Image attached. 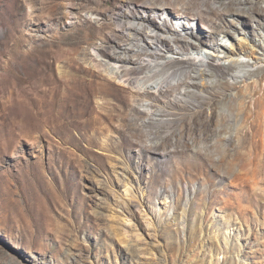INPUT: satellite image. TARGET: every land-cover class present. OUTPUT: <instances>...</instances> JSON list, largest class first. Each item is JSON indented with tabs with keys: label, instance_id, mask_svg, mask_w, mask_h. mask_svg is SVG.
Wrapping results in <instances>:
<instances>
[{
	"label": "rangeland",
	"instance_id": "obj_1",
	"mask_svg": "<svg viewBox=\"0 0 264 264\" xmlns=\"http://www.w3.org/2000/svg\"><path fill=\"white\" fill-rule=\"evenodd\" d=\"M128 4L263 69L138 93ZM0 264H264V0H0Z\"/></svg>",
	"mask_w": 264,
	"mask_h": 264
},
{
	"label": "bare ground",
	"instance_id": "obj_2",
	"mask_svg": "<svg viewBox=\"0 0 264 264\" xmlns=\"http://www.w3.org/2000/svg\"><path fill=\"white\" fill-rule=\"evenodd\" d=\"M132 7L133 5L130 4L123 5L121 14L116 20L117 27L126 33V44L122 46L111 42L108 45V55L102 57L98 51L94 54L109 78L118 80L138 93L157 92L163 87L177 85L183 79L194 80L195 74L200 73L188 72L187 68L181 66L184 63L195 70L209 67L215 71L214 65L226 67L229 74L235 78L245 74H255L263 69L260 63L251 61L246 54L231 57L220 49H212L211 53L198 48L193 43H188L178 52L181 55L171 54L172 47L166 38L169 35L172 37L178 34L179 28L170 29L166 25L159 26L145 12H133ZM229 8L230 6L227 5L226 10ZM176 23L183 32L189 33L182 19H176ZM190 34L198 41L202 40V34L193 32ZM228 35L229 33L224 31L222 39L227 40ZM181 41L182 39L173 38L174 43ZM193 69L191 71H195ZM106 103L109 102L106 101ZM195 240L191 239L192 242Z\"/></svg>",
	"mask_w": 264,
	"mask_h": 264
}]
</instances>
